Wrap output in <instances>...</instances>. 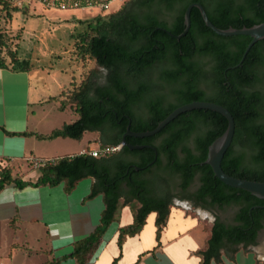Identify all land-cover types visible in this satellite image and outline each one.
Returning <instances> with one entry per match:
<instances>
[{
  "label": "trees",
  "instance_id": "1",
  "mask_svg": "<svg viewBox=\"0 0 264 264\" xmlns=\"http://www.w3.org/2000/svg\"><path fill=\"white\" fill-rule=\"evenodd\" d=\"M192 3L200 4L210 22L221 30L250 28L264 22V0H127L112 13L100 12L87 23L85 32L77 35L74 45L82 58L87 57L106 71L104 83H96L95 73L90 72L66 92L78 118L48 135L35 137L79 141L85 132H91L98 135L99 148L117 147L129 121L132 132L150 131L182 105L211 102L226 108L235 123L222 170L234 178L264 182V39L257 41L237 66L251 38L215 34L193 7L190 28L177 40L175 36L185 28V11ZM0 10L7 14L23 12L6 0H0ZM0 68L21 72L31 69L28 60H20L5 46L2 35ZM154 91L158 93L152 96ZM52 100L54 97L47 101ZM136 106L149 112V118L135 116L132 110ZM226 128V119L218 113L189 111L154 136L125 137L129 145H142V149L122 146L107 156L92 157L87 148L84 154L63 156L38 168L34 181L13 177L10 167H0V192L11 183L19 190L63 183L69 194L79 181L93 179L86 200L101 195L104 208L98 226L74 243L68 257L76 264L91 259L124 207L130 209L133 220L118 229L120 251L127 237L142 230L151 213L155 214V241L159 247L174 198L190 201L193 207L203 210L234 206L232 223L216 217L205 228L208 236L204 248L195 252L199 264L220 263L222 255L231 259L240 247L246 250L255 246L264 225V200L226 186L204 163L209 145ZM195 180L197 187L189 193Z\"/></svg>",
  "mask_w": 264,
  "mask_h": 264
},
{
  "label": "crops",
  "instance_id": "2",
  "mask_svg": "<svg viewBox=\"0 0 264 264\" xmlns=\"http://www.w3.org/2000/svg\"><path fill=\"white\" fill-rule=\"evenodd\" d=\"M30 93L29 71L0 68V167H10L13 177L25 181H34L38 177L37 174L34 180L24 178L25 173L21 169L30 166L28 159L55 160L63 156L84 154L87 148H98L97 144V148H94V143L89 142L95 133L85 132L79 140L85 144L83 148L57 156L50 154L60 153L58 140L62 142L73 139L39 140L35 137V134L48 135L62 125L40 132L36 123L30 121L29 111L31 106L42 104H39V100L32 102ZM5 132L26 133L27 136H9ZM83 182L85 185L78 192ZM92 182L91 178L79 181L69 194L65 193L63 183L53 187H26L22 190L17 189L13 183L8 184L0 192V224H9L15 238L21 235L24 243H32L34 251L26 247L28 253L45 255L46 260L40 264H76L74 259L68 257L73 251V245L98 226L104 208L101 195L86 200ZM132 220L130 209L122 208L118 219L109 225L101 244L86 264H112L120 252L121 256L114 264H199L200 258L195 252L204 248L208 234L198 218L186 216L181 210L172 208L160 236V246L156 248L155 214L151 213L142 230L127 237L120 251L117 246L118 229L131 224ZM112 224L115 225L111 230ZM40 241L42 245L35 248L34 245ZM249 248L253 247H248L246 251ZM65 256L67 258L61 259ZM211 264H264V260L259 262L254 250H239L231 259L222 255L220 263Z\"/></svg>",
  "mask_w": 264,
  "mask_h": 264
},
{
  "label": "rangeland",
  "instance_id": "3",
  "mask_svg": "<svg viewBox=\"0 0 264 264\" xmlns=\"http://www.w3.org/2000/svg\"><path fill=\"white\" fill-rule=\"evenodd\" d=\"M6 1L11 7L23 12L10 11V14H7L0 10V35L3 37L5 46L15 51L20 60L30 62V100L33 99L32 102L39 100L42 106L45 104L43 107L38 105L30 107V121L36 123L40 132L74 122L77 119L75 106L66 92L78 85L90 72L95 73L94 81L100 85L104 83L106 75V71L94 61L87 57L82 58L74 45L77 35L85 32L87 23L101 15V11L46 9L31 0ZM15 1H21V4H15ZM126 1L113 2L104 13H112ZM53 97L54 100L47 101ZM97 139V134L91 135L89 142L94 143V148H97ZM83 144L78 140L62 142L58 140L57 146L60 147V153L50 154L57 156L76 152L80 147H84L85 144ZM30 166H24L21 172L25 173L24 178L34 180L38 171ZM195 182L197 183L196 180ZM84 185L83 182L77 191L81 192ZM174 208L181 210L186 216L198 218L205 228L210 227L212 223L213 217L210 212L213 209H189L182 204H174ZM235 211L234 206H227L217 213L222 222L230 224ZM113 225L115 224H112L111 230L114 228ZM40 242L34 245L35 248L39 244L42 245V241ZM26 247H29L30 251L34 248L32 243H24L21 235L15 238L14 231L9 224H0V264H40L44 259L46 260L43 254L28 253L29 250H26ZM239 249L243 250L241 247ZM251 250H254V255L259 262L264 260V229L259 235L257 245L249 248L248 251ZM248 251L244 250V252Z\"/></svg>",
  "mask_w": 264,
  "mask_h": 264
},
{
  "label": "water",
  "instance_id": "4",
  "mask_svg": "<svg viewBox=\"0 0 264 264\" xmlns=\"http://www.w3.org/2000/svg\"><path fill=\"white\" fill-rule=\"evenodd\" d=\"M193 7H196L199 10L205 25L215 34L219 36H224V37L244 35V36H248L251 38V41L246 47L243 53L242 59L237 66L241 64V62L247 55L248 51L250 50V48L257 41L264 39V22L258 25H254L250 28H242V29L229 28L227 30H221L215 27L210 22L204 8L198 3H192L187 7L185 14H184L185 28L180 35L175 36V39L179 40L181 37H183L188 32L190 28V12ZM193 110H209V111L222 115L227 121V128L225 132L221 136L216 138L209 145L208 152H207V158L204 162L205 164H208L211 167L214 177L217 178L219 181H221L223 184H225L228 187L244 190L257 198L264 200V182H256V181H249V180L234 178L224 173V171L221 168L222 159L224 157V154L226 153V151L228 150L229 146L232 143L234 130H235V123H234V119L232 115L226 108L222 107L221 105L211 103V102H204V101H194V102L182 105L176 108L175 110H173L164 120L158 123V125L154 129L150 131H145V132L130 131V121H129V124L126 128V132L122 136V141H121V144L119 145L120 148L122 146H126L130 150L142 149L144 147L142 145H136V146L129 145L125 141V137L130 136L134 138H145V137L154 136L157 133H159L171 121L177 118L179 115L189 112V111H193ZM152 149L155 152V158H156V151L154 148ZM135 170L138 171V170H141V168L135 167Z\"/></svg>",
  "mask_w": 264,
  "mask_h": 264
},
{
  "label": "built area",
  "instance_id": "5",
  "mask_svg": "<svg viewBox=\"0 0 264 264\" xmlns=\"http://www.w3.org/2000/svg\"><path fill=\"white\" fill-rule=\"evenodd\" d=\"M34 2H37L38 4H41L46 9H58V10H67V9H73V10H99L101 12L107 11L110 4L117 0H86L85 3H81L79 1H58V0H31ZM15 4L20 5L21 1H15ZM120 149V146L117 147H104V148H97L95 150H91L87 152L88 155H91L92 157H99V156H107L110 153H113L115 151H118ZM86 153V152H84ZM30 165L34 169H38L42 166H45L46 164L52 163L54 160H48V159H28Z\"/></svg>",
  "mask_w": 264,
  "mask_h": 264
},
{
  "label": "flooded vegetation",
  "instance_id": "6",
  "mask_svg": "<svg viewBox=\"0 0 264 264\" xmlns=\"http://www.w3.org/2000/svg\"><path fill=\"white\" fill-rule=\"evenodd\" d=\"M158 92L157 91H154V92H152L151 93V95L152 96H155L156 94H157ZM137 107V106H136ZM134 108L133 107V113H134V115L135 116H138V117H140V118H143V119H147V118H149V112H147L146 110H141L139 107H137V108ZM126 137H130V136H126ZM160 140H162V138L160 139ZM159 140V141H160ZM196 182L194 181L190 186H189V189H188V191H189V193H193L194 191H195V189H196ZM178 196H180V194H178ZM173 203L174 204H182V205H185V206H187V208H189V209H194V208H200V207H193V203L192 202H190V201H183V200H179L178 198H174L173 199ZM200 210H203V209H201L200 208ZM221 209H219L218 207H216L214 210H212L210 213H211V215H212V217H213V220H212V223L215 221V218L218 216V218H219V220L221 219V217L219 216V214L217 213V212H219ZM222 220V219H221ZM220 220V221H221ZM211 223V224H212ZM224 223H226V222H224ZM264 229V225H263V228L260 230V232L258 233V236H257V240H256V245H257V243H258V241H259V235H260V233H261V231ZM255 245V246H256ZM255 246H251V247H255Z\"/></svg>",
  "mask_w": 264,
  "mask_h": 264
}]
</instances>
